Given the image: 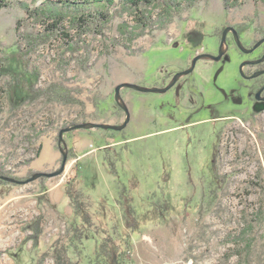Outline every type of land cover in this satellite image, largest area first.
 <instances>
[{
  "label": "rangeland",
  "instance_id": "obj_1",
  "mask_svg": "<svg viewBox=\"0 0 264 264\" xmlns=\"http://www.w3.org/2000/svg\"><path fill=\"white\" fill-rule=\"evenodd\" d=\"M48 1L20 0L30 8ZM231 1L234 7L225 9L222 0H201L169 24L145 29L128 13L101 35L79 37L66 27L70 40L46 37L45 25L18 2L0 10V172L25 182L63 168L54 177L0 184V264H35L27 225L43 210L42 248L71 224L65 188L75 177L84 180L94 208L115 203L119 184L105 156L132 188L138 214L162 199L170 208L133 236L132 264H264V107L255 104L264 75L244 81L239 73L242 63L264 56V0ZM148 11L154 20L159 10ZM121 23L136 28L131 41ZM219 52V61L206 57ZM258 68L264 70V60ZM124 83L173 85L164 93L122 88L116 101ZM120 105L130 114L124 129H70L59 144L73 122L121 126ZM46 138L60 156L51 167L37 165ZM75 139L93 145L80 159ZM42 189L45 209L38 203ZM78 250L72 260L90 264L95 240L86 235Z\"/></svg>",
  "mask_w": 264,
  "mask_h": 264
},
{
  "label": "trees",
  "instance_id": "obj_2",
  "mask_svg": "<svg viewBox=\"0 0 264 264\" xmlns=\"http://www.w3.org/2000/svg\"><path fill=\"white\" fill-rule=\"evenodd\" d=\"M13 1L18 2L28 16L45 25L43 30L46 37L61 33L64 39L70 40L68 30L75 31L79 37L90 30L101 35L113 18L121 17L124 13L132 16L136 28L145 29L154 23L164 26L183 10L193 8L201 0H52L31 8L20 0H0V10L8 7ZM32 2L35 3L36 0ZM222 3L225 9L235 5L231 0H222ZM151 7L159 10L154 20H151V12L148 11ZM136 28H130L126 23L118 25L119 31L129 37L130 41L132 36H136ZM27 79L24 76V80ZM75 125L77 123L73 122L69 127ZM103 160L119 184L117 200L114 204L103 200L100 208H94L93 203L84 194V180L75 177L68 182L65 195L72 210L71 224L62 233L57 234L47 248L39 246L47 222L45 210L27 225L31 235L26 241H32L33 247L37 248L35 264H44L48 258L53 264H78L71 257L80 252L78 249L86 235L95 240V252L90 264H132L130 255L133 236L139 234L152 220L165 218V210H170L165 205V199L155 202L149 212L138 214L132 205V188L120 181L112 161L106 156ZM0 177L5 175L0 172ZM0 184L8 182L0 179ZM44 192L45 189H42L38 203L45 209L48 201Z\"/></svg>",
  "mask_w": 264,
  "mask_h": 264
},
{
  "label": "water",
  "instance_id": "obj_3",
  "mask_svg": "<svg viewBox=\"0 0 264 264\" xmlns=\"http://www.w3.org/2000/svg\"><path fill=\"white\" fill-rule=\"evenodd\" d=\"M232 32H233L234 36H237V34H236L234 31H232ZM225 35H226V31L223 33V37H222V40H221V45H222V44L224 43V41H225ZM262 42H263V41H262ZM260 43H261V42H259L257 45H255L254 48H253L252 50L256 49V48L260 45ZM237 44H238V47H239L244 53L249 52V51L244 50V49L240 46L238 40H237ZM252 50H251V51H252ZM201 57H202V56H201ZM206 57L209 58V59H211V60H214V61H219V60L221 59V57H222V52H219V54H218L217 56L206 55ZM199 58H200V57L197 56V57L193 60V64H192L193 66L195 65V63L197 62V60H198ZM263 60H264V56H263L260 60H258V61H256V62H251V63H249V62H245V63H242V64L240 65V68H239V71H240L241 76H244V74H243V70H242V69H243V67H244L245 65H247V64H257V63L262 62ZM193 66H192V68H193ZM191 70H192V69H189V70H186V71H184V72H181L180 75H185V74L189 73ZM262 73H264V72H260L259 74H262ZM256 76H257V75H254L253 77H256ZM175 79H176V76H175V78H174V81H175ZM172 85H173V84H170V85L167 86L166 88H162V89H160V88L141 89V88H139L138 86H136V85H134V84H129V83L120 84V85L117 86L116 89H115V100H116V101H119V99H120V98H119V91H120V89H122V88L135 89V90H137V91H139V92H144V93H152V92H160V93H164V92L168 91V90L172 87ZM263 88H264V87H263ZM263 88H262L260 91H258V92L256 93V95H255L256 100H259V96H260L261 91L263 90ZM120 106L122 107V109H123L124 112L126 113V119H125L124 123H123L121 126H114V125H109V124H92V123H84V124H80V125H75V126H73V127H71V128H68V129H66V130H63V131L60 133L59 144H61V134H62L64 131H68V130H70V129H108V130H116V131H120V130L124 129V128L127 126L128 122H129V120H130V114H129V111H128V109H127L126 106H124V105H120ZM60 150H61V152H62V149H61V148H60ZM65 161H66V156L63 155L62 163H64ZM62 171H63V168H60V169H59L57 172H55V173H49V174H47V173H38V174H35L32 178H30L29 180H27V181H25V182H19V181H16V180H14V179L7 178V177H0V179L4 180V181H6V182H10V183L23 184V183H28V182H30V181H33L35 178H39V177H54V176L60 175Z\"/></svg>",
  "mask_w": 264,
  "mask_h": 264
},
{
  "label": "crops",
  "instance_id": "obj_4",
  "mask_svg": "<svg viewBox=\"0 0 264 264\" xmlns=\"http://www.w3.org/2000/svg\"><path fill=\"white\" fill-rule=\"evenodd\" d=\"M74 146L76 147L77 151L80 153L83 149H86L85 147L93 148L92 144H87L86 142L82 141L81 139H75L74 140ZM95 150V149H94ZM90 151L87 153H80L77 155V158H82L85 154H89ZM59 154L58 152L53 151L52 149V142L50 139H45L44 142L41 145L40 151L38 153V166H47L51 167L54 164L57 163L59 160ZM45 194V192L43 193Z\"/></svg>",
  "mask_w": 264,
  "mask_h": 264
},
{
  "label": "flooded vegetation",
  "instance_id": "obj_5",
  "mask_svg": "<svg viewBox=\"0 0 264 264\" xmlns=\"http://www.w3.org/2000/svg\"><path fill=\"white\" fill-rule=\"evenodd\" d=\"M262 65V62H260V63H257V64H247V65H245L244 67H243V69L246 67V66H248L249 68H252V70H249V72L248 71H244L243 69V74H244V76H241L242 77V79L244 80V81H251V80H254V79H256L257 77H259V76H263L264 75V73H262V74H259L260 72H264V70L262 69V68H258V67H260ZM239 73H240V71H239ZM241 75V74H240ZM254 75H257L256 77H253ZM264 87V83L263 84H260L258 87H257V89L255 90V95H256V93L258 92V91H260L262 88ZM256 99V98H255ZM255 104H257V107H264V88H263V90L261 91V94H260V96H259V100H257V102H255Z\"/></svg>",
  "mask_w": 264,
  "mask_h": 264
}]
</instances>
